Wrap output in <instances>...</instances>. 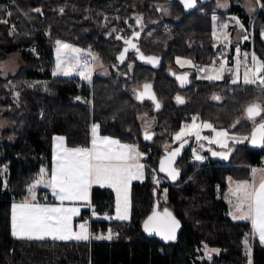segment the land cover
Listing matches in <instances>:
<instances>
[{"label":"trees","instance_id":"16d2710c","mask_svg":"<svg viewBox=\"0 0 264 264\" xmlns=\"http://www.w3.org/2000/svg\"><path fill=\"white\" fill-rule=\"evenodd\" d=\"M11 1L13 4L0 0V63L18 54L21 64L4 77L0 70V115L11 124L0 128V166L6 165L8 171V188L3 189L0 178V264H249L242 251L251 225L232 221L226 202L217 193L224 191L228 177L249 179L252 167L259 166L264 156V144L238 143L233 151H226L227 159L205 153V160L198 163L191 160L194 142H190L173 160L178 172L175 180L159 166L171 150L174 134L194 116L229 133L252 136L254 125L242 120L244 108L263 98L264 90L228 80L196 81L180 88L166 75L165 67L176 56L200 65L217 59L222 45L212 35L215 14L225 20L228 15L237 17L251 34V41H245L242 48L252 49L264 61V0L253 15L245 11L241 0H230L225 10L217 9L215 0H200L194 9L180 12L177 4L170 10L165 9L169 6L157 8L164 0ZM127 1L134 5L131 12L124 11ZM137 20L142 23L140 38L134 42L135 48H127L128 22ZM57 40L78 48L90 46L96 52L101 65L95 68L91 84L77 76L51 75ZM31 45L37 47L38 58L25 52ZM141 54L156 57L157 63L140 59ZM144 84L156 96L158 109L133 94L135 86ZM177 96L184 103H178ZM140 114L155 116L156 134L149 141L141 138ZM92 122L99 123L102 135L136 142L142 151L150 149L147 165L170 185H154L146 167L145 180L131 184L130 220L126 222L101 218L114 213L115 197L111 189L93 186L91 210L100 218L90 220V230H111L110 240L14 238L11 202L26 193L40 168L51 170L52 138L62 135L69 147H88ZM165 188L166 202L160 205ZM156 205L170 209L181 221V232L173 243L162 244L142 231L143 219ZM89 215L90 210H83L80 219ZM202 245L219 248L220 253L211 260L199 259L197 250ZM251 264H264V245L258 240L252 243Z\"/></svg>","mask_w":264,"mask_h":264},{"label":"snow or ice","instance_id":"6c2138e0","mask_svg":"<svg viewBox=\"0 0 264 264\" xmlns=\"http://www.w3.org/2000/svg\"><path fill=\"white\" fill-rule=\"evenodd\" d=\"M186 9H190L195 6L196 0H181ZM259 2V0H257ZM40 11V9H35ZM63 9H61V12ZM10 15V13H9ZM215 18V17H214ZM235 19V18H233ZM139 22V21H138ZM239 24V20L236 21ZM226 27V25H225ZM134 36H138V33H134ZM264 36V32H262ZM120 39V37H117ZM247 39V36L244 37ZM125 44L132 48L136 45L132 43L131 39L125 40ZM57 45V72L62 73L65 76L72 75L76 72L77 75L83 80L90 81L91 71L88 69V61L86 59L81 63L80 49L74 48L70 44L56 41ZM64 50V51H62ZM126 48L121 53L119 59H124ZM73 53L72 57H68V53ZM239 52V48H237ZM148 63L155 65L157 63L156 57H144L142 54L139 57ZM247 59V55L245 57ZM69 59L75 60V65L71 68H65L64 65L68 63ZM252 65L246 67L244 72L243 83L246 85H258L261 90H264V63L258 61L257 57L253 54L251 57ZM179 62V58H178ZM190 63V61H186ZM224 65H221L223 70ZM57 72L53 74L56 75ZM210 80L220 79V75L208 76ZM183 82L186 77H178ZM238 75L232 80L233 84L238 83ZM147 90L150 86L145 85ZM141 96H137V99H141ZM155 100V97H152ZM79 99V98H77ZM213 99H220L219 96H214ZM178 103H184L182 97L177 96ZM159 104H157V108ZM246 115L249 119H255L260 116L264 111L259 104H253L247 107ZM198 117L194 116L195 122ZM98 125L92 126V147H73L66 148L63 146L64 138L56 137L59 141V151L53 157V167L50 172V179H45L48 175L44 168L40 169L39 177L35 180V183L31 184L28 188L31 194V199H25L21 203H14L12 205V235L17 238L28 239H44L45 237H51L54 240H70L75 239L77 241H88L90 238L95 239H112L111 230L107 236L91 237L88 231L86 223L79 225V232H73L71 227V221L74 216L79 215V209L77 207H65L64 201H87L89 198V190L93 184H98L101 187L108 186L113 188L117 194L116 211L117 215L115 219L126 220L128 219V200L127 189L132 180L142 179L144 175V165L139 163V158L142 155L139 153L134 145L122 144L120 141L104 136L99 137L97 135ZM199 125L193 123L189 126V131L185 133L184 128L176 134V139L180 140L184 135L195 134L197 139H200ZM203 127L212 128L209 123H204ZM257 135L260 137V143L264 144V123H260L256 129H254L251 137V143L256 145L258 143ZM217 137L223 139H213L210 142L219 143L221 147H228L226 131H219L216 133ZM145 139H151V135L147 132ZM207 139V137H205ZM234 143H242L247 140L244 138H232ZM186 142V141H185ZM183 144H181V147ZM180 149H176L170 153L166 160L161 161L160 171L167 172L168 176L175 180L178 176V172L171 168V161L179 154ZM230 151V149H229ZM213 156L219 155L223 159L228 158L227 152L217 153L213 152ZM197 160H202L203 157L196 155ZM257 169L253 168L252 173L256 174ZM262 175L258 185L254 182L248 181L236 182V187L232 191V195L235 197L236 214L234 219H246L250 220L253 232L251 235L258 236L259 241L264 245V169L259 170ZM231 180V178H229ZM153 181L159 183L155 175ZM37 184H45L52 190L53 196L60 201V206H53L47 204L34 203L35 194L34 189ZM122 194H123V206H122ZM95 214V213H94ZM105 219H111V217L105 216ZM179 221H177L170 212L165 209L164 213L158 214L155 211L144 222V230L149 233H156L165 240L176 239V229L179 228ZM246 251L250 254V249L247 247ZM211 251H218L212 249ZM251 264V261H249Z\"/></svg>","mask_w":264,"mask_h":264},{"label":"rangeland","instance_id":"374dc122","mask_svg":"<svg viewBox=\"0 0 264 264\" xmlns=\"http://www.w3.org/2000/svg\"><path fill=\"white\" fill-rule=\"evenodd\" d=\"M10 3L13 4V1L10 0ZM229 3H230V0H219L218 7L219 8L226 7L227 5H229ZM241 4L244 7L245 11L249 15H253L258 10V8L260 7V2H257V0H241ZM231 17H232V18H230L231 20L228 17L225 20V19H223V16H221L219 18H218V16H216V14L214 16H212V35H213V37L215 38L216 41H220V42L223 43V45H222L223 51L224 50L225 51H228L229 50V45H228L229 41L230 42H233V46L231 47L230 51L234 48V57H233L234 58V65H233V67L231 69V66L226 63V60H222L219 65L207 66L204 73L198 74L199 77L202 78V79H208L207 78L208 76H214V75H217V74H219L220 77H221L220 79H222L225 75H227V73H225V72L230 71V73H231V71H232V73L230 74L231 80H233L234 78H236L237 75H238V78H239L238 81L243 82L244 72L246 70V65L245 64L248 61L252 64L251 57H252V55L254 53L251 52V51H249V50H247V49H242V45H241L245 41L251 39V34H250V32L247 29H245L241 25V23L237 24L236 21L239 20L237 17H235V16H231ZM233 18H235V19H233ZM225 25H226V27H225ZM230 35H231V37H230ZM245 36H247V39H244ZM61 42L62 43L70 44L74 48H77V49H80V50L81 49H88V50L92 51L93 56H94V60L92 62V65H91L92 67H91V70H90L91 71V78H92L95 68L96 67H99L101 65V62L96 57V52L92 49V47L89 46V47H84V48H78L77 46H75V45H73L71 43L64 42V41H61ZM224 42L226 43L227 46H225V43ZM237 48H239V52H237ZM62 51H64V50H62ZM73 55H75V54L70 53V52L68 53V57L69 58L72 57ZM246 55H247V59L245 58ZM257 59H258V61L264 63L263 61L260 60V58L257 57ZM186 61H190V60L179 58V62H178V58H177V62H178L179 67H185V66L190 67V66H193L191 61H190V63H186ZM19 63L21 64V60H20V57H19L18 54H11V55H9L2 63H0V70H1L2 76L4 77V76H7V75H9L11 73H14L15 72L14 70L16 69V67H17V65ZM222 64L224 65L223 70H221V65ZM74 65H75V60L69 59L68 60V63H66L64 65V67L65 68H71ZM101 71L104 74L105 73L106 74L108 73V70H105V69H102ZM52 72L53 73L54 72H57V45H56V41L54 43V68H53ZM75 74H76V72H73L72 75L65 76L62 73L57 72L56 75H57V77H60V76H62V77H75ZM51 75H52V73H51ZM77 78L79 80H83V79H81L80 76H78ZM85 81L87 82L88 85L91 84V80L90 81L85 80ZM37 82H34V83L40 84V83H37ZM43 83H45V82H43ZM255 86L258 87V85H255ZM17 94H18V92H14V95L15 96H17ZM257 103H260L261 105H263L264 102L262 100H258ZM7 122L8 121L6 119H4L0 115V128L5 127L7 125ZM193 123H195L196 125H199L200 126L199 127V134H200V137H201L200 139H197L195 134H192V135H187L186 134L180 140H177L175 138L176 137V134L179 133L182 128H184L185 133H187L190 130L189 129V126H191ZM204 123H205V121L196 120L194 122L192 120L191 122L189 121V122L183 124L181 126V128L176 132V134L174 135V139H173V142H177L178 141L179 144L177 145V147H175V149H172V150H170L169 153H166L165 157H163L161 159V161L162 160H166V158L169 156V154L172 153V152H174L178 148L180 149V151H179V154H180V152L182 151V149L184 147L188 146V144L193 140L194 141L193 145H190L191 146V154H192L191 155L192 156L191 160L196 161L198 163H202L205 160V157H204V154L202 153V151H200V143L205 142V143H208V144H212V145L216 146L217 148H222V149L228 150V149L233 148V146H235L237 144V143H234L233 142V139L232 138H244V137H246V136H243V135H236V134H233V133H229L227 130H225L223 128L213 127L212 124H211L212 125V128H206V127H203V124ZM206 123H209V122H206ZM8 124L9 125H7L6 127H8V126L11 125L9 122H8ZM92 124L99 126V123L98 122H92L91 125ZM91 125H90V129H91ZM98 129H99V127H98ZM219 131H226L228 133V137H227L228 147H221V145L219 143L210 142L213 139H223V138H220V137H217L216 136V133L219 132ZM205 137H207V139H205ZM251 137L252 136H247L248 139L247 140H244V141H248L250 144H252L251 143ZM121 143L122 144H125L126 142H121ZM130 144L136 146L137 149H138V151H141L140 153H142L143 156H144V154L149 153V152L142 151L138 147L139 144L136 143V142H130ZM181 144H183L182 147H181ZM178 155H176L174 159H176L178 157ZM196 155L202 156L203 159L202 160H197L195 158ZM148 158H149V154L147 156V159ZM173 160L171 161V168H174V166H173V162L174 161ZM141 162H143L142 165H144V170H145V168L148 167L147 164H149V163L145 159L142 160V158H141ZM160 165H161V163H160ZM259 166L261 168L264 167V156L260 159ZM259 166H254L252 168H255L256 169ZM146 169H147V171L149 173V176H151L152 175L151 170L149 168H146ZM151 169L154 170V171H156L155 168H151ZM144 175H146V173ZM0 178H1V181L3 183V189H6V187L8 188V184H7L8 183V171H7L6 165L0 166ZM233 182H234V180L228 179V185H227V190L228 191L231 190V187L233 186V184H232ZM34 191H35V189H34ZM165 191H166V188L164 189L163 193L160 195V198H159V202H160L159 204L160 205H163L166 202V193H165ZM222 193H219L218 192L217 193V197L220 196L221 198H223ZM28 194H30L29 191H28ZM114 197H115V201L117 202V194L116 193H115ZM127 200H128V210H127L128 219H126V220H117V221L126 222V221H129L130 220V189L129 188L127 189ZM234 203H237L236 199H234ZM122 206H123V194H122ZM235 221H244V222H247L248 220H246V219H237ZM108 234L109 233H107V235ZM254 240H255L254 236L250 234L249 239H247V241H244V244H245V242H247V247L250 249V254H249L246 251V244H245V246L243 247V251H242L243 252L242 255L245 256L246 259H247V263H249V261H251L252 243H253ZM212 249H216L218 251H211ZM197 252L200 253L199 259L211 260L212 259V256H217L220 253V249L219 248H216V247H211V246H208V245H202V247L199 248L197 250Z\"/></svg>","mask_w":264,"mask_h":264},{"label":"flooded vegetation","instance_id":"af4514ba","mask_svg":"<svg viewBox=\"0 0 264 264\" xmlns=\"http://www.w3.org/2000/svg\"><path fill=\"white\" fill-rule=\"evenodd\" d=\"M165 1V3H162V4H158V7L157 8H159L161 5L162 6H169V7H167V8H165L166 10H170V8H176V4H177V6H181L178 10H179V12L180 11H190V10H192V9H190V10H187L185 7H184V4L181 2V1H179V0H164ZM199 1L200 0H196V3H195V6L193 7V9L199 4ZM177 2V3H176ZM259 2H260V0H259ZM218 3H219V0H215V7L217 8V9H220V10H225V9H227L228 7H229V5H227L226 7H221V8H219L218 7ZM230 4V3H229ZM131 6H134V5H132V3L130 2V1H127L126 2V4H125V8H124V11H130L131 10ZM261 6V5H260ZM259 9H260V7L258 8V10L257 11H259ZM178 10H176V11H178ZM131 12V11H130ZM228 18L230 19V18H232L231 17V15H228ZM231 20V19H230ZM139 20H137L136 22H128L130 25L128 26V29H129V34H128V36H126L125 37V40H129V39H131V41H132V43H134V42H136V40L137 39H139L140 38V34H141V32H142V23L139 21ZM134 33H138L139 35L138 36H134L133 34ZM230 37H231V35H230ZM215 39V38H214ZM247 41H251V39L250 40H247ZM217 42H220V41H217ZM225 43V42H224ZM135 44V43H134ZM221 45H223V43L221 42ZM228 45H229V50L228 51H223V47H222V51L220 52V54L219 55H217L218 57H217V59H214V60H212V62H210V63H208V64H204V65H200L199 63H195L192 59H190V58H187V57H179V56H176L175 58H174V62L172 63V64H168V65H166V67H165V71H166V75H169L170 77H172L175 81H176V83H177V85L180 87V88H185V87H187L188 85H190L191 83H193V82H196V81H223V80H228L229 82H232V80H231V77H230V74L232 73V71H231V73H230V71H228V72H225V73H227V75H225L222 79H219V80H210V79H202V78H200L199 77V75L198 74H202V73H204L205 72V69H206V67L207 66H211V65H219L220 63H221V61L222 60H226V63L228 64V65H230L231 66V69H232V67H233V65H234V48L230 51V49H231V47L233 46V42H230L229 41V43H228ZM241 45H243V44H241ZM225 46H227L226 45V43H225ZM127 48H132V47H130L129 45H127L126 46ZM243 49V48H242ZM248 50V49H247ZM249 51H251V52H253V50L252 49H250ZM254 53V52H253ZM177 58H182V59H187V60H190L191 62H192V65L193 66H190V67H187V66H185V67H179V65H178V62H177ZM261 60V59H260ZM261 61H263V60H261ZM264 62V61H263ZM246 67H250L252 64L248 61V62H246ZM101 71V70H100ZM178 77H186V80L183 82V86H181V84H182V81L180 80V79H178ZM238 82H240V81H238ZM145 85H148V84H144V85H138V86H135L134 88H133V94L134 95H136V96H141L143 99H145V100H148V101H150L151 103H152V105H153V108H155V109H158L157 108V104H159L158 103V101H157V98H156V96L154 95V93L152 92V90H151V88L149 87L147 90L145 89ZM154 96L155 97V100H153V99H148L147 97H149V96ZM264 97L263 98H260V99H256L255 101H252L251 103H248L247 105H246V107L244 108V114H243V116H242V120H246L247 122H249V123H251V125H254V129H256L257 127H258V125L260 124V123H264V111H262L261 112V115L260 116H257V117H255V119L253 120V119H249L248 117H247V115H246V109H247V107H249L250 105H253V104H256L257 102H258V100H262L263 102H264ZM257 101V102H256ZM257 104H260V103H257ZM160 106V105H159ZM260 106L262 107V108H264V103H263V105H261L260 104ZM242 120H238L239 122L240 121H242ZM138 121H139V124H140V135H141V138L144 140V141H149L150 139H145V134H146V132L149 134V135H151V139L155 136V134H156V132L154 131V127H155V125H156V119H155V116H153V115H149V114H140L139 116H138ZM191 122V121H190ZM181 128V127H180ZM179 128V129H180ZM178 129V130H179ZM176 134V133H175ZM174 134V135H175ZM246 137H247V135H246ZM173 139H174V136H173ZM257 140H258V143L257 144H259L260 143V137H259V135H257ZM191 142H194L193 140L191 141ZM245 142V141H244ZM179 144V142L177 141V142H172V144L169 146V148L172 150V149H175V147H177V145ZM238 144V143H237ZM236 144V145H237ZM250 144V143H249ZM256 144V145H257ZM236 145L235 146H233V148H231L230 149V151H233L234 149H235V147H236ZM250 145H252V144H250ZM256 145H253V146H256ZM212 146H214V145H212V144H208V143H205V142H203V143H200V151H202V153L203 154H205L206 153V155H208L210 158H216V159H223L221 156L219 157V155H216V156H213L212 155V153L214 152V150H213V147ZM139 147V146H138ZM216 147V146H215ZM185 148V147H184ZM183 148V149H184ZM217 148V147H216ZM182 149V150H183ZM219 149H221V151L220 152H226V151H228L229 152V149L228 150H226V149H222V148H219ZM145 152H147V151H145ZM148 152L149 153H151V150L150 149H148Z\"/></svg>","mask_w":264,"mask_h":264},{"label":"crops","instance_id":"0c3cea01","mask_svg":"<svg viewBox=\"0 0 264 264\" xmlns=\"http://www.w3.org/2000/svg\"><path fill=\"white\" fill-rule=\"evenodd\" d=\"M19 66H20V63L17 65V67H16V69H15L14 71H16L17 68H18ZM52 76L57 77V75H54L53 72H52ZM7 125H9L8 122H7ZM7 125H6V126H7ZM93 125H94V124L91 125V129H90V145L88 146V148H91V147H92V138H93V135H92V126H93ZM6 126H5V127H6ZM97 135H98L99 137L107 136V137H110V138H113V139H116V140L120 141L117 137H113V136H109V135H102V134H100L99 129H98V131H97ZM56 137H63V138H64V142H63V146H64V147H66V148H73V147H69V146H67V144H66V139H65L64 136H62V135H55V136L52 138V163H51V169H52V167H53V163H54V161H53V157H54V155L60 150L59 147H58V145H59V141H57V140L55 139ZM187 137H188V136H187ZM120 142H121V141H120ZM125 144H129V145H131L130 143H125ZM135 147H136V146H135ZM136 149H137V147H136ZM137 151H138V149H137ZM138 152L140 153L141 151H138ZM141 154H142V153H141ZM204 157H205V154H204ZM141 158H142V160L144 159L143 154H142V155L140 156V158H139V163H140V164L143 163V162H141ZM205 158H206V157H205ZM43 168H44V167H43ZM40 169H41V168H40ZM44 169L46 170V168H44ZM252 169H253V168H252ZM256 169L258 170L257 173H256V174H253L252 171H251L250 177H249V179H247V180H235V179H233V178H231V177H228L227 180H226V186H225V189H224V191H223V193H222V196H223L222 199L226 202V205H227V216H228L232 221L237 220V219H234V218H233L234 214H236V204H237V203H234V199H235V198L232 196V191H233V190L235 189V187H236V182H238V181H248L249 183H253V182H254L256 185H258L259 182H260V179H261V175H262V173H261L259 170H260V169H264V167L261 168V167L259 166V167L256 168ZM46 172L48 173V175L45 176V179H50V172H51V170H50L49 172L46 170ZM144 172H145V170H144ZM39 174H40V170H39L37 176L35 177V179L33 180L34 183H35V180L38 178ZM144 174H145V173H144ZM229 178H231L232 180H234V182L232 183L233 186L231 187V190H230V191L227 190V185H228V179H229ZM144 180H145V175H143V178H142V179L132 180V181L130 182V184L128 185V188L131 189V184H132L133 182H143ZM33 182H32V183H33ZM32 183H31V184H32ZM31 184H30V185H31ZM30 185H29V186H30ZM29 186H28L27 189H26V193H25L22 197L17 198V199H14V200H12V202H11V214H10L11 233H12V205H13L14 203H21V202L25 201L26 198H27V199H31V194H28V188H29ZM93 186L101 187V186L98 185V184H93V185L91 186L90 190H89V198H88L87 201H83V200H80V201H64V206H65V207H77V208L79 209V215L74 216V217L72 218V221H71V227H72V231H73V232H79V231H80V229H79V225L82 224V223H86L87 228H88V231H89V233H90V220H91V219L100 218L99 216L95 215L94 213H92V214L90 213V215H89L88 218H85V219H83V220L80 219L83 210H90V212H91V190H92V187H93ZM101 188H109V189H111V190L114 192V195H115V193H116V191H115L113 188H111V187L104 186V187H101ZM34 192H35V193H34V194H35V201H33L34 203L47 204V205H53V206H60V203H61V202L58 201V200L53 196V194H52V190H51L49 187H47L45 184H37L36 187H35V191H34ZM116 215H117V211H116V201H115L114 213H113L111 216H109V217H111L112 220H119V219H115ZM101 218H104V217L101 216ZM240 222H244V221H240ZM247 222L251 225L250 220H248ZM251 228H252V225H251ZM252 232H253V229H252ZM12 236H13V235H12ZM90 236H91V235H90ZM96 236H100V235H99V234H96V235L91 236V237H96ZM13 237H14V236H13ZM14 238H17V237H14ZM254 238H255V240H258V241H259L258 236H254ZM17 239H28V238H17ZM91 239H94V238H90L88 241H90ZM31 240H40V239H31ZM42 240L63 241V242L77 241V240H75V239H70V240H54V239H52L51 237H45V238L42 239Z\"/></svg>","mask_w":264,"mask_h":264},{"label":"built area","instance_id":"2783aa9c","mask_svg":"<svg viewBox=\"0 0 264 264\" xmlns=\"http://www.w3.org/2000/svg\"><path fill=\"white\" fill-rule=\"evenodd\" d=\"M25 52L26 53H30V54L36 56L37 58L39 57V53L37 52V47L35 45H31V46L27 47L25 49ZM79 55L81 56V63H83V60L86 59L88 61L87 67H88L89 70H91V67H92L91 65H92V62L94 60V56H93L92 51H90L88 49H81V53ZM75 76H79V75L75 74ZM148 154L149 153L144 154V159L145 160H147ZM148 168L152 172V175L150 176V181L154 185H157V186H165V185L168 186V185H170V181L166 177H164V176L160 175L159 173H157L156 171L152 170L151 167L148 166ZM154 175H155L156 179L159 181V183H156V182L153 181V176ZM90 213L91 214L93 213L92 210H91ZM104 214L108 215V212L104 211ZM96 234H99L100 236H107V233H101L100 231L95 232L94 230H90V235L91 236H94Z\"/></svg>","mask_w":264,"mask_h":264},{"label":"water","instance_id":"95a60500","mask_svg":"<svg viewBox=\"0 0 264 264\" xmlns=\"http://www.w3.org/2000/svg\"><path fill=\"white\" fill-rule=\"evenodd\" d=\"M181 1V0H179ZM190 9H193L190 8ZM190 9H187V10H190ZM148 99H153L152 96L150 95L149 97H147ZM166 209V208H165ZM165 209H158L157 205L152 209V211L143 219L142 223H141V228H142V231L144 232L145 235L149 236V237H153V238H156L160 243L162 244H170V243H173L177 240L180 232H181V228H182V224H181V221L175 216V214L170 210V209H167L168 212H170L172 214V216L177 220L179 221V228L176 229V239L175 240H165L163 239L162 236L160 235H157L156 233H149V232H146L144 230V222L148 219L149 216H151L153 214V212L155 211L156 213L158 214H163Z\"/></svg>","mask_w":264,"mask_h":264}]
</instances>
